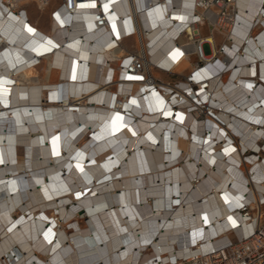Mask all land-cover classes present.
Instances as JSON below:
<instances>
[{"label": "bare ground", "instance_id": "obj_1", "mask_svg": "<svg viewBox=\"0 0 264 264\" xmlns=\"http://www.w3.org/2000/svg\"><path fill=\"white\" fill-rule=\"evenodd\" d=\"M236 4L243 20L220 43L203 35L204 27L187 29L209 44L205 64L224 47L218 64L201 72L190 46L179 58L187 40L174 45V24L172 35L165 29L171 22L152 23L146 35V60L162 67H149L151 77L168 84L169 69L187 72L178 80L182 89L206 83L194 112L189 98L169 101L120 73L125 39L95 35L88 19L67 14L46 27L26 12L0 9V264H153L201 249L203 238L236 217L228 206L244 193L262 197L264 184L243 175L256 164L238 165L237 142L245 146L264 133L254 123L264 116V83L257 87L264 34L243 38L260 10L249 0ZM181 6L176 17L189 9ZM199 223L212 224L205 232ZM142 236H153V246L137 254Z\"/></svg>", "mask_w": 264, "mask_h": 264}, {"label": "built area", "instance_id": "obj_2", "mask_svg": "<svg viewBox=\"0 0 264 264\" xmlns=\"http://www.w3.org/2000/svg\"><path fill=\"white\" fill-rule=\"evenodd\" d=\"M181 1H185L189 7L181 14L185 17L184 20L177 19L173 14L175 9L182 7ZM249 1L257 4L260 11H258V17L252 22L251 27L244 32L243 38L254 34L256 30L257 33L254 35V40H256L261 34H264V22L261 21V18L264 17V0ZM236 2L237 0H0V9L6 11L7 15L17 16L27 11L25 8L27 5L33 4L39 12L48 10V16L52 21L58 22L57 16L60 19L67 14L73 15L74 18L77 17L81 23L88 19V25L92 26L91 32L95 31V35L98 36L108 34L109 41L114 43L120 39L136 37L140 44L142 41V45L129 47L126 56L119 63L120 73L133 76L135 82H146L151 91L157 92L163 98L168 97L169 101L172 99L181 101L185 97L189 98L192 103H195L191 107L194 109H190L189 112H194L197 106L201 105L197 102L196 97L201 92L200 89L205 88L206 83L200 84V88H198V84L202 81L191 83L187 90L180 87L178 80L163 84L159 79L151 77L148 73L149 67L157 70L162 67L158 63L152 62L150 58L146 60V54L150 57L149 49L151 48L150 40H147L146 35L153 29L152 23L155 26L157 24L162 26L167 22L171 23L165 26V29L169 30L167 32L169 35H172L170 30L174 24L176 31L172 38L174 45L178 44V38L181 36H185L187 40L183 44H179L181 48L179 58L183 55V51H187L190 46L192 49L190 53L195 57L194 68L201 72L204 68L218 64V56L224 54V47L222 46L216 51V58L212 62L205 64L207 51L210 50L209 44L201 38L202 35L197 29H193V34H190L187 29L193 26L204 27L214 37L218 35L223 40L224 32L232 31L236 22L238 28L239 20H243ZM93 4L94 7L81 6ZM115 7H119L123 13L115 15L113 12ZM76 13L78 15H75ZM113 16H115L114 19H112ZM33 35L30 34L32 38H37L34 37L37 35ZM39 42L44 43L45 46L48 45L46 39H40ZM47 51L48 49L43 55L51 53V51L49 53ZM166 73L172 74L169 69ZM118 79L122 80L120 77ZM260 83H264V81L257 83V87L261 85ZM193 91L195 95L192 94ZM201 117L204 115L202 114ZM257 122L254 123L258 129H264V116L258 117ZM250 141L251 143H247L245 146L243 145L245 142H237V155L242 158L238 165L243 164V166L247 165L251 168L256 164V167L248 173L244 170L243 175L248 182L264 184V133L257 134L256 139ZM248 185L245 184L246 187ZM261 196L256 201L248 200L244 193L238 198V201L230 202L229 213L236 217H231V220L228 218V222L221 223L224 224L223 231H217L209 239L203 238L204 242L201 243L206 244L201 249L185 250L181 255L172 254L168 259L162 261L152 260L153 264H264V192ZM237 202L240 204L238 205ZM232 220L236 222L235 226ZM211 224L202 226L199 223L198 225L201 231L205 230L206 232ZM200 234L199 236H203V233ZM142 238L143 236L139 238V240L141 239L140 250L139 246L135 248L138 250L137 254L144 253L146 250L152 249L153 246V236L146 241Z\"/></svg>", "mask_w": 264, "mask_h": 264}, {"label": "rangeland", "instance_id": "obj_3", "mask_svg": "<svg viewBox=\"0 0 264 264\" xmlns=\"http://www.w3.org/2000/svg\"><path fill=\"white\" fill-rule=\"evenodd\" d=\"M26 15L29 18V21L31 22L32 19L33 20H37L38 24L40 26H46L49 27L50 24V18L48 16V10L43 11V12H39L36 7L33 4L27 5L26 7ZM208 33V30L206 28L202 29V34L205 35ZM215 40L220 43L221 42V38L217 35H215ZM130 44H133V41H130ZM112 62V60H110ZM195 61V59H193V62ZM169 75L167 73H165L163 76ZM166 78V77H164ZM172 78L174 77H169V82L172 80ZM168 82V81H167ZM80 225L83 226V221L80 220Z\"/></svg>", "mask_w": 264, "mask_h": 264}, {"label": "crops", "instance_id": "obj_4", "mask_svg": "<svg viewBox=\"0 0 264 264\" xmlns=\"http://www.w3.org/2000/svg\"><path fill=\"white\" fill-rule=\"evenodd\" d=\"M46 29H47V28H46ZM131 40H132V39H125V40H122V48H123V52H124V54L127 53V50L129 49L130 45H132V44H130V41H131ZM132 41H133V40H132ZM111 60H112V62H110L111 65H112V66H115V65L117 64V59H116L114 56H112V57H111ZM184 75H187V72H185L183 75H179V74H169V75L164 76V77H166V78H163L164 80H162V81H168V82H169V77H174V78H172L171 81L180 80V79H183V78H184ZM59 79H60V76H59ZM160 81H161V79H160ZM171 81H170V82H171Z\"/></svg>", "mask_w": 264, "mask_h": 264}, {"label": "snow or ice", "instance_id": "obj_5", "mask_svg": "<svg viewBox=\"0 0 264 264\" xmlns=\"http://www.w3.org/2000/svg\"><path fill=\"white\" fill-rule=\"evenodd\" d=\"M81 6H82V7H89V6L94 7L95 5L93 4V5H81ZM186 6H187V5H186ZM105 8H107V5H105ZM57 19H59V16H57ZM177 19L184 20L185 17L181 16V17H177ZM27 30H28L29 32H33V31H34V29H32L31 27H29ZM49 43H51V41H49ZM73 78H75V77H73ZM249 87H251V85H249ZM132 103L135 104L136 101L133 100ZM117 130H119V129H117ZM133 135H135V133H133ZM54 139H58V137H57V138H54ZM226 151H227V150H226ZM56 154L59 155V152H57ZM2 162H3V161L0 160V163H2ZM78 167H79V165H78ZM81 171H83L82 168H81ZM205 219H206V218H205ZM229 219L231 220L232 218L229 217ZM232 223H233V225L235 226L236 222H235L234 220H232ZM9 231H11V229H9ZM49 231H51V230H49ZM45 236H46V238H47V233H45ZM48 242H49V243H52V241H51L50 239H49Z\"/></svg>", "mask_w": 264, "mask_h": 264}, {"label": "water", "instance_id": "obj_6", "mask_svg": "<svg viewBox=\"0 0 264 264\" xmlns=\"http://www.w3.org/2000/svg\"><path fill=\"white\" fill-rule=\"evenodd\" d=\"M31 108H29V110H30Z\"/></svg>", "mask_w": 264, "mask_h": 264}]
</instances>
